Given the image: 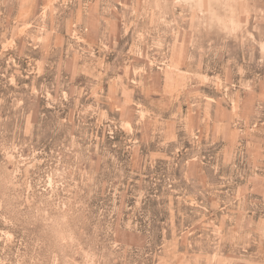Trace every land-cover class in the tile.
Instances as JSON below:
<instances>
[{"label":"rangeland","instance_id":"obj_1","mask_svg":"<svg viewBox=\"0 0 264 264\" xmlns=\"http://www.w3.org/2000/svg\"><path fill=\"white\" fill-rule=\"evenodd\" d=\"M0 264H264V0H0Z\"/></svg>","mask_w":264,"mask_h":264}]
</instances>
